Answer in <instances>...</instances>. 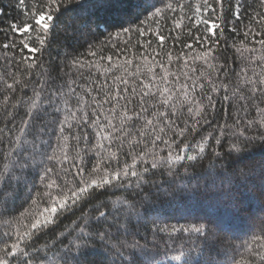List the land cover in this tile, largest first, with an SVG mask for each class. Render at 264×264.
Masks as SVG:
<instances>
[{
	"label": "snow or ice",
	"instance_id": "snow-or-ice-1",
	"mask_svg": "<svg viewBox=\"0 0 264 264\" xmlns=\"http://www.w3.org/2000/svg\"><path fill=\"white\" fill-rule=\"evenodd\" d=\"M0 36V264H264V0H15Z\"/></svg>",
	"mask_w": 264,
	"mask_h": 264
},
{
	"label": "trees",
	"instance_id": "trees-1",
	"mask_svg": "<svg viewBox=\"0 0 264 264\" xmlns=\"http://www.w3.org/2000/svg\"><path fill=\"white\" fill-rule=\"evenodd\" d=\"M14 3H15V0H0V6H7V5L14 4ZM5 13H6V15L4 17V20L11 18L10 16L7 15L8 13H11L12 16H15L17 14L16 9L13 7H5ZM3 40H4V37L0 36V42H2ZM207 164H208V161L206 160L204 162L205 167H207ZM182 179H190V178L189 177H182ZM192 182L195 183L196 180H193ZM181 198L182 197H180V196L177 197L178 200ZM208 203L213 204V205L215 204L214 201H208ZM180 219H181V222H183V219L182 218H180ZM173 222H175V219H173Z\"/></svg>",
	"mask_w": 264,
	"mask_h": 264
}]
</instances>
